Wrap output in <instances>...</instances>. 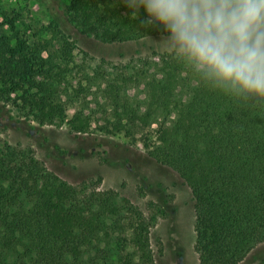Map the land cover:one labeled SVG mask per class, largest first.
Segmentation results:
<instances>
[{
    "label": "trees",
    "instance_id": "obj_1",
    "mask_svg": "<svg viewBox=\"0 0 264 264\" xmlns=\"http://www.w3.org/2000/svg\"><path fill=\"white\" fill-rule=\"evenodd\" d=\"M32 1L51 12L49 0ZM52 1L70 27L101 44L167 36L162 26L141 25L143 9L131 17L124 0ZM50 12L39 26L15 10L0 12V103L38 126L65 121L69 132L83 134L91 120L85 98L94 88L108 109L107 132L129 136L154 126L140 144L190 192L197 264L241 263L264 243V109L237 102L167 52L124 65L84 57L83 82L75 80L76 44ZM139 85L141 103L127 95ZM0 264H155V258L148 220L130 203L88 180L67 183L28 146L4 142Z\"/></svg>",
    "mask_w": 264,
    "mask_h": 264
},
{
    "label": "rangeland",
    "instance_id": "obj_2",
    "mask_svg": "<svg viewBox=\"0 0 264 264\" xmlns=\"http://www.w3.org/2000/svg\"><path fill=\"white\" fill-rule=\"evenodd\" d=\"M68 1V0H65ZM49 0L50 14L76 44L71 77L83 82L87 71L84 57L124 65L133 58L165 53L161 38L149 37L135 42L101 44L70 27L62 12ZM18 12L24 23H46L48 11L32 0H0V12ZM4 33H7L3 29ZM82 52V54H81ZM92 67L91 64H88ZM127 95L140 103L144 99L141 85L129 88ZM90 117L88 131L73 134L65 121L60 125L38 126L16 115L10 103H0V144L28 146L45 168L67 183L83 180L99 191H110L116 201L126 200L148 220L150 248L155 264H197L193 250V210L188 188L171 169L152 160L143 150L140 137L152 138L154 126L133 130L129 136L111 134L107 106L94 88L85 98ZM72 111L68 112L67 118ZM107 127V128H106ZM108 129V130H106ZM239 264H264V243L251 250Z\"/></svg>",
    "mask_w": 264,
    "mask_h": 264
},
{
    "label": "clouds",
    "instance_id": "obj_3",
    "mask_svg": "<svg viewBox=\"0 0 264 264\" xmlns=\"http://www.w3.org/2000/svg\"><path fill=\"white\" fill-rule=\"evenodd\" d=\"M145 28L162 26V50L237 102L264 109V0H124Z\"/></svg>",
    "mask_w": 264,
    "mask_h": 264
}]
</instances>
